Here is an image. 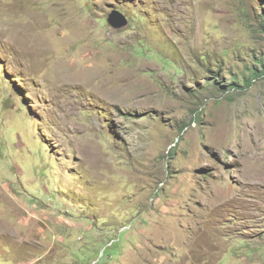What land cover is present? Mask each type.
Returning a JSON list of instances; mask_svg holds the SVG:
<instances>
[{
  "label": "rangeland",
  "instance_id": "rangeland-1",
  "mask_svg": "<svg viewBox=\"0 0 264 264\" xmlns=\"http://www.w3.org/2000/svg\"><path fill=\"white\" fill-rule=\"evenodd\" d=\"M0 264H264V0H0Z\"/></svg>",
  "mask_w": 264,
  "mask_h": 264
},
{
  "label": "water",
  "instance_id": "water-1",
  "mask_svg": "<svg viewBox=\"0 0 264 264\" xmlns=\"http://www.w3.org/2000/svg\"><path fill=\"white\" fill-rule=\"evenodd\" d=\"M109 23L115 27H123L127 25L126 19L120 14L115 12L109 17Z\"/></svg>",
  "mask_w": 264,
  "mask_h": 264
},
{
  "label": "trees",
  "instance_id": "trees-1",
  "mask_svg": "<svg viewBox=\"0 0 264 264\" xmlns=\"http://www.w3.org/2000/svg\"><path fill=\"white\" fill-rule=\"evenodd\" d=\"M254 77H259V72L255 69L254 70ZM250 84V82H248ZM237 86V84H235Z\"/></svg>",
  "mask_w": 264,
  "mask_h": 264
},
{
  "label": "bare ground",
  "instance_id": "bare-ground-1",
  "mask_svg": "<svg viewBox=\"0 0 264 264\" xmlns=\"http://www.w3.org/2000/svg\"><path fill=\"white\" fill-rule=\"evenodd\" d=\"M25 252V251H24Z\"/></svg>",
  "mask_w": 264,
  "mask_h": 264
}]
</instances>
